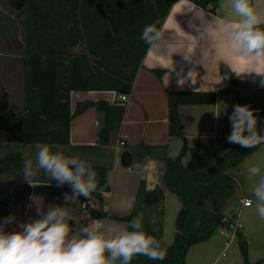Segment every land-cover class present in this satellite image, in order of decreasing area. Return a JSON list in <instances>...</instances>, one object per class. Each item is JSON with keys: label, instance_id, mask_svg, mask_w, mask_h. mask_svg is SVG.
Segmentation results:
<instances>
[{"label": "trees", "instance_id": "obj_1", "mask_svg": "<svg viewBox=\"0 0 264 264\" xmlns=\"http://www.w3.org/2000/svg\"><path fill=\"white\" fill-rule=\"evenodd\" d=\"M4 1L9 10L23 13L22 51L13 60L18 68V73L15 71L13 76L20 74L21 77L22 105L21 112L13 119L9 118V93L0 76V141L65 144L73 115L89 105L104 110L105 114L109 108L103 101L84 102L70 113L69 92L108 90L118 95L129 93L135 70L148 47L140 39L142 30L145 25H155L158 29L172 0ZM196 2L202 6L210 3V10L215 4V0ZM234 94L237 103L247 104L254 110L258 130L264 128L263 102L251 101L239 90H234ZM213 99L211 91L166 92L167 133L181 140L178 154L173 158L164 157L162 176L164 187L176 196L180 204L174 218L175 230L170 243L164 245L162 212L156 213L158 218L155 221L144 213L145 208L162 199V193L158 189L145 190L139 184L131 211L113 218L127 225L138 213H143L144 229L162 241L166 255L164 260L136 256L131 264H184L189 246L207 239L222 220L231 223L222 211L224 199L232 194L234 188L227 169L257 146L249 149L232 143L220 155L214 156V164L203 169L199 165L198 146L196 143L187 146L177 113L180 103H211ZM97 140L106 143L107 130L100 129ZM186 151L188 158L182 164L180 157ZM21 156L18 152H8L0 158V174L16 176L20 180L21 193L28 194L29 184L21 172ZM91 167L97 173L96 196L100 190L109 189L107 167L96 164ZM65 193H71L69 187H49L50 195ZM83 209L87 216L79 219L77 228L86 226L88 218L105 216L102 210L88 203L83 205ZM236 214L237 211L230 210L231 217ZM236 237L241 264H264L261 260L248 261L245 240L238 231Z\"/></svg>", "mask_w": 264, "mask_h": 264}, {"label": "crops", "instance_id": "obj_2", "mask_svg": "<svg viewBox=\"0 0 264 264\" xmlns=\"http://www.w3.org/2000/svg\"><path fill=\"white\" fill-rule=\"evenodd\" d=\"M257 3L259 8L264 10V0H253L254 5ZM230 15L229 0H215L213 10H210V3L202 6L196 0H172L158 27L159 30L164 31L166 47L161 49V52L147 47L135 70L126 102H122L118 94L108 90L69 92L70 113L84 102L103 101L109 107L106 114L104 110L92 105L83 108L70 119L67 143L56 144L67 155L85 159L90 165L107 167L109 189L97 193L95 197L100 198L98 204H89L93 208L102 210L105 216L88 218L87 225L99 222L104 225L125 226L123 221L113 216L131 211L139 184L145 190L161 189L164 157H175L181 145L178 136H170L167 133L166 92L168 90L211 91L214 94L211 103H180L177 106L186 144L189 147L197 144L199 165L203 169L208 161L204 151H210L211 165L214 156L220 155L232 144L227 142L226 134L230 133L231 126L228 117L235 104H238L234 90H239L244 96L247 95L251 101L264 104V85L261 84L264 77L257 75L255 71L251 74L243 72L252 68L264 70V59L259 64H255L253 57L236 55L222 38H213L206 33L209 22L229 18ZM187 54L191 57L188 58ZM221 68L227 69L231 78L239 84V88H233L229 81H223ZM232 70L243 73L237 76ZM10 76H13V73H10ZM3 82L5 86L4 79ZM19 85L21 88L20 82ZM7 91L8 110L12 92L9 89ZM18 103L20 105L19 101ZM214 111L222 112L220 118L215 117ZM18 113L15 112V115ZM107 124L109 125L106 126ZM100 129L107 130L108 140L104 144L97 140ZM120 141L122 143H119ZM12 142L15 141L8 143ZM3 143L0 141V147ZM15 143L17 150L9 152H18L21 155L23 152H34V146L37 144ZM187 158L188 151L180 157V162L184 164ZM48 180L49 177L43 173L36 178L38 183ZM51 185H57L56 181L52 180L50 184H40L36 187L29 186L28 194H22L20 180L16 176L0 174V213L2 214L0 219L9 215L15 216V221L9 223L5 231L21 230V223L39 218L42 213L37 212V206L42 207L44 211L54 205L67 206L73 217V221L70 222L73 228L76 227L80 217L87 216L83 206L80 209L78 203L82 196L74 203L66 202L64 195L49 194ZM63 186L71 190L67 183ZM242 197L249 198L237 197L238 203ZM82 213L84 215L81 216ZM236 217L237 214L235 219ZM226 229L227 226L224 227V230ZM238 232L242 234L241 225ZM235 236L236 234L233 235ZM207 240L208 238L187 248L184 264L194 263V261L189 263V256L197 253L199 246L206 244ZM202 248L200 247V254L204 259L199 264L204 263L208 254V249ZM209 264H214V260Z\"/></svg>", "mask_w": 264, "mask_h": 264}, {"label": "clouds", "instance_id": "obj_3", "mask_svg": "<svg viewBox=\"0 0 264 264\" xmlns=\"http://www.w3.org/2000/svg\"><path fill=\"white\" fill-rule=\"evenodd\" d=\"M229 4L230 17L209 22L206 33L213 38H222L236 55L253 57V63L259 64L264 59V10L258 3L254 5L253 0H229ZM140 39L157 52L165 49L167 44L164 31L155 25H145ZM187 57L191 55L187 54ZM232 71L237 76L255 71L264 77V70L256 68ZM261 84L264 85V79ZM214 113L216 118L222 114ZM228 119L231 132L227 142L249 149L264 144V128L258 130L257 116L249 105L236 104ZM16 150L15 142H4L0 147V158ZM21 159V172L29 186L50 184L52 180L57 186L67 183L72 191L64 194L66 202L74 203L81 196L89 198L97 189V173L87 160L65 154L56 144L37 143L34 152H23ZM262 167L259 162L252 164L247 168V174L257 178L252 195L257 202L258 215L264 219ZM41 173L49 177L47 182H36ZM248 203L251 204V200ZM67 209V206L54 205L44 211L37 206V212L42 215L21 223L18 231H5L6 226L15 221L14 215L0 221V264H131L136 256L165 259L162 241L144 229L143 213H138L125 226L91 223L73 228L70 224L73 217Z\"/></svg>", "mask_w": 264, "mask_h": 264}, {"label": "rangeland", "instance_id": "obj_4", "mask_svg": "<svg viewBox=\"0 0 264 264\" xmlns=\"http://www.w3.org/2000/svg\"><path fill=\"white\" fill-rule=\"evenodd\" d=\"M23 26V13L9 10L6 7L5 1L0 0V66L3 67V70L0 71V76L6 81L5 86L12 92V100L9 103L7 113L11 119H13V116H16L15 112H21L22 105L21 88L19 85V82H21V77L19 78L20 74H18L17 77L16 75L10 76V73L15 74V71L18 70L13 60L15 61L14 58L22 51ZM16 73H18V71ZM245 97L247 98L248 96L245 95ZM229 134L228 132L226 137H228ZM204 154L208 156V161L206 165H204L206 168L210 165V151H204ZM184 160L185 157L183 156L182 161L184 162ZM258 162L264 166V144L259 145L255 151L244 156L239 162L227 169V173L234 183V188L232 194L224 199L222 211L231 219V222L236 220V222L240 223L241 232L245 240L247 260L255 261L260 259L264 262V219H261L258 215L256 209L257 202L252 195V190L255 187L257 178L250 177L247 174V168ZM262 171H264V167H262ZM160 188L162 199H158L151 204L149 208L147 207L149 210L145 208L144 213H146V217L150 218L151 221H155L158 218L156 213L160 214V212H162L164 229L162 240L164 241V245H167L173 238L175 230L174 218L180 204L176 196L169 190H166L162 181H160ZM240 196H248L251 200V204L247 207L240 206L237 202V197ZM99 202L100 198L92 194L89 198H84L82 196L78 203H80V209H82L81 206L85 203L94 205V203L98 204ZM230 210L237 211L236 219L235 216L231 217ZM82 215H84V213H82L81 216ZM227 228L230 229L229 226H227ZM223 230L224 227L218 224L208 237V240L205 242L206 244L199 246L197 253L195 252L189 256V263L194 261L193 264H199L204 259L200 254V247H203L206 250L208 249V254L203 264H209L212 260H214V264H241L240 245L236 236L232 237L230 243L224 250V254H220L222 250V240L224 239L221 233Z\"/></svg>", "mask_w": 264, "mask_h": 264}, {"label": "built area", "instance_id": "obj_5", "mask_svg": "<svg viewBox=\"0 0 264 264\" xmlns=\"http://www.w3.org/2000/svg\"><path fill=\"white\" fill-rule=\"evenodd\" d=\"M118 98L122 101V102H126L127 101V94H120L118 95ZM119 143H122L121 141ZM250 200V198H240L239 199V204L242 205V206H249L250 204L248 203V201ZM99 223V222H97ZM100 224V223H99ZM229 225V228L230 229H226L223 231L222 235L224 237L223 241H222V251H221V255L224 254V250L226 249V247L228 246V244L230 243L233 235L236 234V232L239 230V223L237 222H231Z\"/></svg>", "mask_w": 264, "mask_h": 264}, {"label": "water", "instance_id": "obj_6", "mask_svg": "<svg viewBox=\"0 0 264 264\" xmlns=\"http://www.w3.org/2000/svg\"><path fill=\"white\" fill-rule=\"evenodd\" d=\"M220 74L222 76L223 81H225V82L229 81L233 88H239V84L236 83V81H234L231 78V75L227 71V69L221 68ZM230 132H231V126H230ZM219 224L222 225V226H224V227L229 226L228 223L226 222V220H222Z\"/></svg>", "mask_w": 264, "mask_h": 264}]
</instances>
